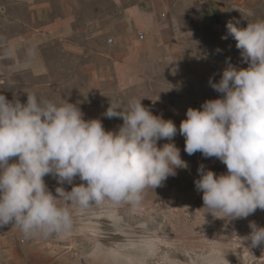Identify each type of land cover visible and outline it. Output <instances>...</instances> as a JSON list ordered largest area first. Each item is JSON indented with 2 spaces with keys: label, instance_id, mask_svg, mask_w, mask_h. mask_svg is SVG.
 I'll list each match as a JSON object with an SVG mask.
<instances>
[{
  "label": "clouds",
  "instance_id": "clouds-1",
  "mask_svg": "<svg viewBox=\"0 0 264 264\" xmlns=\"http://www.w3.org/2000/svg\"><path fill=\"white\" fill-rule=\"evenodd\" d=\"M226 27L249 66L229 64L219 82L210 78L222 95L189 107L179 133L187 154L200 152L226 165L227 172L217 175L201 164L194 183L207 213L231 221L264 210V19L246 27L230 21ZM103 115L122 119L118 131L106 130L100 118L85 119L69 100L54 102L27 92L21 102L0 94V228L11 224L24 237H64L93 205H129L139 212L146 189L162 186L187 167L174 143L158 146L176 135L175 123L154 114L142 99L134 97L125 106L110 97ZM47 175L61 185L55 195ZM76 177L80 184H73ZM65 183L73 185L70 191ZM249 227L242 245L264 244V227L255 222ZM202 264H224L223 251L214 248Z\"/></svg>",
  "mask_w": 264,
  "mask_h": 264
},
{
  "label": "crops",
  "instance_id": "crops-1",
  "mask_svg": "<svg viewBox=\"0 0 264 264\" xmlns=\"http://www.w3.org/2000/svg\"><path fill=\"white\" fill-rule=\"evenodd\" d=\"M114 1L111 7H82L80 0H0V94L21 102L27 92L49 100L88 95L81 107L84 118H100L106 130L117 131L122 119L103 115L110 97L125 106L134 97L142 99L177 127L176 135L158 146L174 143L187 163L180 123L189 107L222 95L209 80L219 82L231 64L219 51L226 6L218 0ZM139 30L146 33L144 40ZM196 158L198 168L227 172L215 157L197 152ZM179 169L189 170L188 165ZM44 179L52 191L59 186L52 175ZM0 232L22 238L11 224Z\"/></svg>",
  "mask_w": 264,
  "mask_h": 264
},
{
  "label": "rangeland",
  "instance_id": "rangeland-1",
  "mask_svg": "<svg viewBox=\"0 0 264 264\" xmlns=\"http://www.w3.org/2000/svg\"><path fill=\"white\" fill-rule=\"evenodd\" d=\"M218 1L226 6L219 32L220 54L231 65L247 68L249 64L243 60L226 25L231 21L238 27H246L249 21L264 19V0ZM113 2L80 0L82 7H111ZM226 35L227 39L222 38ZM89 98L76 93L60 94L51 100H69L81 108ZM186 155L189 170L183 173L178 168L177 174L169 176L162 186L146 189L139 212L133 213L129 205L118 208L93 205L78 215L75 229L64 237L53 234L47 238L40 235L18 238L14 233L0 232V264H202V259L214 248L223 251L224 264H264V244L249 247L250 241L241 243L242 237L251 231L250 222L264 227V210L231 221L207 213L203 193L197 191L194 183L200 178L197 173L200 162L196 153ZM81 182L76 177L73 184ZM62 186L70 191L73 185ZM48 188L52 191L51 186ZM59 203L64 204L62 200ZM66 206L75 214V205Z\"/></svg>",
  "mask_w": 264,
  "mask_h": 264
},
{
  "label": "built area",
  "instance_id": "built-area-1",
  "mask_svg": "<svg viewBox=\"0 0 264 264\" xmlns=\"http://www.w3.org/2000/svg\"><path fill=\"white\" fill-rule=\"evenodd\" d=\"M200 1H202L203 3H210L212 0H200ZM137 36H138V38H139L140 40H144V39L146 38V33L144 32V30H139V31L137 32ZM108 41H109L110 43L113 42V37L110 36V37L108 38Z\"/></svg>",
  "mask_w": 264,
  "mask_h": 264
},
{
  "label": "bare ground",
  "instance_id": "bare-ground-1",
  "mask_svg": "<svg viewBox=\"0 0 264 264\" xmlns=\"http://www.w3.org/2000/svg\"><path fill=\"white\" fill-rule=\"evenodd\" d=\"M117 253H118V251H117Z\"/></svg>",
  "mask_w": 264,
  "mask_h": 264
}]
</instances>
